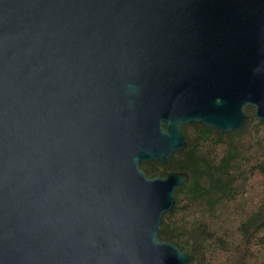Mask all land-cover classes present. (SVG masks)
Here are the masks:
<instances>
[{"label": "water", "instance_id": "obj_1", "mask_svg": "<svg viewBox=\"0 0 264 264\" xmlns=\"http://www.w3.org/2000/svg\"><path fill=\"white\" fill-rule=\"evenodd\" d=\"M264 120V0H0V264H188L159 240L182 126Z\"/></svg>", "mask_w": 264, "mask_h": 264}, {"label": "trees", "instance_id": "obj_2", "mask_svg": "<svg viewBox=\"0 0 264 264\" xmlns=\"http://www.w3.org/2000/svg\"><path fill=\"white\" fill-rule=\"evenodd\" d=\"M248 126L219 133L200 123L182 126L183 151L166 165L142 162L147 177L185 172L158 238L189 255L188 264H264V120L247 106Z\"/></svg>", "mask_w": 264, "mask_h": 264}]
</instances>
